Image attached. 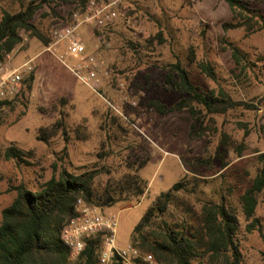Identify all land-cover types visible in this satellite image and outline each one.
Returning <instances> with one entry per match:
<instances>
[{
    "label": "rangeland",
    "instance_id": "rangeland-1",
    "mask_svg": "<svg viewBox=\"0 0 264 264\" xmlns=\"http://www.w3.org/2000/svg\"><path fill=\"white\" fill-rule=\"evenodd\" d=\"M30 1L44 0H0V20L4 10L17 13ZM242 1L264 13V0ZM107 3L103 0L100 5ZM76 12L73 7L46 4L35 24L51 38L53 30L71 24ZM117 13L105 28L85 24L79 29L87 55L103 63L99 93L73 73L82 60L70 55L63 43L53 41L46 48L23 34L24 43L0 65L2 71L27 63L34 68L24 77L21 95L0 109V223L2 211L12 204L15 188L21 185L36 191L64 171L93 172V188L103 193L126 176L138 175L147 184L145 194L123 196L104 209L118 215L117 244L125 247L157 197L183 181L186 188L178 197L194 211L212 202L232 206L240 221L241 264H264V192L251 233L247 227L253 220H245L240 205L264 153V111L259 112L264 109V30L224 31L223 24L234 17L227 0H119ZM158 34L163 44L156 41ZM229 45L243 52L241 64ZM191 51L196 64H212L217 82L189 64ZM177 60L203 89L223 88L256 110L240 108L225 116H208L198 108L197 119L187 110L159 114L152 102L169 108L180 99L164 85L166 69ZM62 118L66 135L49 131L47 143L38 141L41 129H51ZM10 147L28 153L27 163L7 160L5 151ZM184 215L182 206L172 207L166 218L181 222Z\"/></svg>",
    "mask_w": 264,
    "mask_h": 264
},
{
    "label": "trees",
    "instance_id": "trees-1",
    "mask_svg": "<svg viewBox=\"0 0 264 264\" xmlns=\"http://www.w3.org/2000/svg\"><path fill=\"white\" fill-rule=\"evenodd\" d=\"M92 1L100 4L103 0L30 1L28 4H21V10L17 13L4 10L0 20V65L24 43L23 34L37 39L46 48L53 43L52 38H47L35 24V17L44 5L68 6L77 12H84ZM227 2L234 17L232 22L223 24L224 31L264 30L262 11L242 0ZM52 11L60 17L54 8ZM97 34L100 36L98 32ZM156 41L164 43L162 34H158ZM229 49L234 60L241 64L244 60L243 52L234 45H229ZM188 62L212 81H218L212 64H196L193 51L188 56ZM166 70L165 88L179 94L180 99L169 108L159 102H152L151 108L161 115L187 110L197 119L198 108L208 116H225L240 108L256 110L254 104L234 100L223 88L203 89L196 84L193 74L180 60L170 64ZM33 81L34 76H31L29 89ZM12 103L2 102L0 109ZM66 103L67 100H62V104ZM49 131L54 135L59 131L66 135L65 120L62 118L51 129H41L38 141L47 143L52 136L48 134ZM28 157V153L16 147L5 151L7 160H14L19 164L27 163ZM258 160L261 168L250 187L240 197L245 220H253L247 227L250 233L258 223L255 214L259 196L264 192V153ZM95 178L96 174L93 172L76 175L64 171L36 191L24 185L15 188L17 197L2 211L0 264H98L97 251L101 239L89 242L86 251L76 259H72L71 250L61 240L64 224L75 216L76 201L83 199L85 203L102 209L111 208L123 196L141 198L146 192L147 184L138 175L126 176L113 189L98 193L93 188ZM185 188L183 181L178 182L168 192L157 197L135 226L131 244L140 252L152 254L158 264H241L242 254L238 241L240 221L232 206L225 202H212L203 205L201 211L196 212L178 197V193ZM181 206L185 214L181 222L166 218L170 208ZM138 264L146 263L139 261Z\"/></svg>",
    "mask_w": 264,
    "mask_h": 264
},
{
    "label": "built area",
    "instance_id": "built-area-1",
    "mask_svg": "<svg viewBox=\"0 0 264 264\" xmlns=\"http://www.w3.org/2000/svg\"><path fill=\"white\" fill-rule=\"evenodd\" d=\"M118 4L119 0H111L105 5L92 1L84 12L78 11L73 15L71 24L56 28L52 32L51 38L56 45L65 44L70 55L81 58L82 65L73 70V73L95 93H99L101 88L103 63L95 56L87 55L79 29L85 24H95L99 28L107 27L118 16ZM33 71L31 63L12 71L0 70V103L12 101L20 96L25 75H30ZM263 111L264 109H259L260 113ZM118 226L119 218L116 213L78 199L75 204V216L64 224L61 240L71 250L72 259L80 257L89 242L101 239L97 251L98 264H138L139 261L156 264L152 255L143 257L131 244L120 247L117 244Z\"/></svg>",
    "mask_w": 264,
    "mask_h": 264
}]
</instances>
